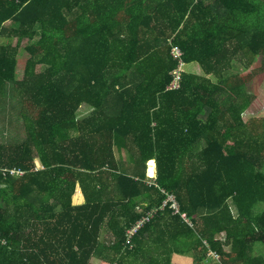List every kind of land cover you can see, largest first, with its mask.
Here are the masks:
<instances>
[{
  "label": "trees",
  "instance_id": "1",
  "mask_svg": "<svg viewBox=\"0 0 264 264\" xmlns=\"http://www.w3.org/2000/svg\"><path fill=\"white\" fill-rule=\"evenodd\" d=\"M263 77L264 0H0V264H264Z\"/></svg>",
  "mask_w": 264,
  "mask_h": 264
},
{
  "label": "rangeland",
  "instance_id": "2",
  "mask_svg": "<svg viewBox=\"0 0 264 264\" xmlns=\"http://www.w3.org/2000/svg\"><path fill=\"white\" fill-rule=\"evenodd\" d=\"M182 70L183 72L188 71V72L195 73L201 76H205L200 66L196 63H189V64L183 63ZM22 76H23V69L19 68V70L17 71V78L21 79ZM254 86H256L255 90L258 93V96L256 100L249 106V108L243 113V118L245 120L253 116H256V117L264 116V77L261 78L259 81H256L253 84V87ZM12 104H14V106H17V103L16 102L14 103V101L12 102ZM6 110H9L11 114L10 116L6 115L5 117L3 113L2 114L0 113V128L2 129L0 133V142H6V143L8 141L17 142L20 140L19 139L20 137L13 136V135L20 133L22 128L20 124H17L16 110L13 108H10V109L8 108ZM89 112H90V107L87 105H83L81 109L79 110V115L86 116L88 115ZM6 128H10L12 130L10 131L8 129V132H7ZM35 165L36 167H39V164L37 161H35ZM148 167H149L148 169L149 180H155L154 178H157V175H155L157 174V166L154 163V166L152 167V165L149 163ZM150 176L153 178H151ZM263 211H264V201L258 202L254 207V212L258 214V213H262ZM105 235L106 234H104L103 232V236ZM255 254L259 256H264V243L262 242L256 243ZM174 259L175 261L173 264H192V258L190 255H179V256H176ZM95 263L99 264V261H95Z\"/></svg>",
  "mask_w": 264,
  "mask_h": 264
},
{
  "label": "built area",
  "instance_id": "3",
  "mask_svg": "<svg viewBox=\"0 0 264 264\" xmlns=\"http://www.w3.org/2000/svg\"><path fill=\"white\" fill-rule=\"evenodd\" d=\"M173 54L175 55L176 58H180L181 57V54H182V51L178 48V47H174L173 48ZM182 66H183V62L180 63V66L178 67L177 70H175L173 72V80L172 82L168 85V89L169 90H174V89H178L179 86H180V81H181V73L183 72L182 70ZM12 174H16V175H22L24 172L20 169L16 170V169H13L11 171ZM168 201H172V207L175 208L177 210V203L174 199L173 196L169 195L167 200L164 201L163 205L161 206V208H164L167 204ZM159 209H155L154 211L148 213L144 218H141L140 220H138L132 227H130L128 230H127V238L130 240L131 237L137 232V230L140 228V227H143V225L146 223L147 220L150 219V217H153L154 214L158 211ZM211 255H213L215 258H219V256H217L215 253H211Z\"/></svg>",
  "mask_w": 264,
  "mask_h": 264
},
{
  "label": "crops",
  "instance_id": "4",
  "mask_svg": "<svg viewBox=\"0 0 264 264\" xmlns=\"http://www.w3.org/2000/svg\"><path fill=\"white\" fill-rule=\"evenodd\" d=\"M154 163L157 166L156 161H154ZM148 169H149V167H148ZM155 175H158V171H157V174H155ZM151 178H153V177H151ZM154 179H157V178H154ZM73 203H74V205H83L86 203V197H85L80 186H78L76 194L74 195ZM104 234H106L105 231H104Z\"/></svg>",
  "mask_w": 264,
  "mask_h": 264
},
{
  "label": "bare ground",
  "instance_id": "5",
  "mask_svg": "<svg viewBox=\"0 0 264 264\" xmlns=\"http://www.w3.org/2000/svg\"><path fill=\"white\" fill-rule=\"evenodd\" d=\"M150 164L152 165V167L154 166V162L152 161V162H150Z\"/></svg>",
  "mask_w": 264,
  "mask_h": 264
},
{
  "label": "clouds",
  "instance_id": "6",
  "mask_svg": "<svg viewBox=\"0 0 264 264\" xmlns=\"http://www.w3.org/2000/svg\"><path fill=\"white\" fill-rule=\"evenodd\" d=\"M156 180V179H155Z\"/></svg>",
  "mask_w": 264,
  "mask_h": 264
},
{
  "label": "water",
  "instance_id": "7",
  "mask_svg": "<svg viewBox=\"0 0 264 264\" xmlns=\"http://www.w3.org/2000/svg\"><path fill=\"white\" fill-rule=\"evenodd\" d=\"M150 167V166H149Z\"/></svg>",
  "mask_w": 264,
  "mask_h": 264
}]
</instances>
